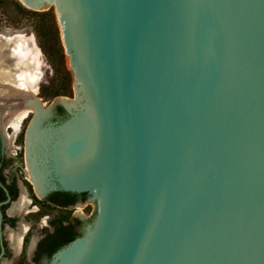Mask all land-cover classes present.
<instances>
[{
    "label": "water",
    "instance_id": "1",
    "mask_svg": "<svg viewBox=\"0 0 264 264\" xmlns=\"http://www.w3.org/2000/svg\"><path fill=\"white\" fill-rule=\"evenodd\" d=\"M22 1L54 3L75 97L28 144L94 204L50 264H264V0Z\"/></svg>",
    "mask_w": 264,
    "mask_h": 264
},
{
    "label": "flooded vegetation",
    "instance_id": "2",
    "mask_svg": "<svg viewBox=\"0 0 264 264\" xmlns=\"http://www.w3.org/2000/svg\"><path fill=\"white\" fill-rule=\"evenodd\" d=\"M15 76L19 78V91L5 83L6 86L0 84V91L6 94L12 87L14 97L21 100L17 106L30 110L17 128L7 122L6 117L11 113L0 119V264H50L52 255L81 236L95 214L82 218L80 205L87 200V193L64 190L59 186L51 188L47 180L42 179L44 146L39 144L30 149L28 131L30 118L38 113L39 106L45 105H42L45 95L41 93L44 86L40 85L41 80L34 78L32 83L36 84V91L31 94L23 88L21 74ZM3 98L7 100L8 96ZM43 116L45 119V113ZM66 116L67 109L57 101L51 110L52 123L56 124ZM44 124L45 120L38 124V130ZM33 160L36 169L29 167ZM30 173L38 180L37 186Z\"/></svg>",
    "mask_w": 264,
    "mask_h": 264
},
{
    "label": "rangeland",
    "instance_id": "3",
    "mask_svg": "<svg viewBox=\"0 0 264 264\" xmlns=\"http://www.w3.org/2000/svg\"><path fill=\"white\" fill-rule=\"evenodd\" d=\"M18 1L22 6H24L27 9H30L23 5L20 0ZM54 11L56 22L58 25L59 30V38L60 42L62 44L64 55H65V62L66 66L70 72V85H71V93L70 95H58L55 97L50 96H44L42 97V105L43 110L49 107L57 98L64 97L70 100H74V87H73V78H72V70L70 69L68 62H67V54L66 49L64 47V43L62 40V34L59 26V22L57 19L56 11L54 3L50 4ZM33 10V9H31ZM35 22L36 19L32 15L28 13H21L16 8V4L14 0H0V37H9L18 35L21 37L22 40H29L32 42L33 50L32 53H34L33 57H35L38 60V64L33 63V73L36 74L37 79L41 80L40 85L41 86H47L54 78V72L50 65V62L48 61L46 55L44 54L43 50L40 47L38 38L35 33ZM34 51V52H33ZM8 91L5 94L3 91H0V119H3V117L9 113L14 112L15 110L23 109V106H17L21 103V100H19L15 93ZM13 93V94H12ZM9 94V95H8ZM3 96H8L5 100ZM10 96V97H9ZM41 97V95H38ZM37 112L32 115L30 118L32 119L36 116ZM8 118V117H6ZM5 120V119H4ZM81 211H82V218H87L91 216L94 212V204L92 202H86L83 205H80Z\"/></svg>",
    "mask_w": 264,
    "mask_h": 264
},
{
    "label": "trees",
    "instance_id": "4",
    "mask_svg": "<svg viewBox=\"0 0 264 264\" xmlns=\"http://www.w3.org/2000/svg\"><path fill=\"white\" fill-rule=\"evenodd\" d=\"M16 8L21 13H28L35 17V33L41 49L46 55L54 72V78L49 85L42 87V94L54 97L56 95H70L71 77L66 66L65 55L59 38V30L52 8L42 11L27 9L18 1Z\"/></svg>",
    "mask_w": 264,
    "mask_h": 264
},
{
    "label": "bare ground",
    "instance_id": "5",
    "mask_svg": "<svg viewBox=\"0 0 264 264\" xmlns=\"http://www.w3.org/2000/svg\"><path fill=\"white\" fill-rule=\"evenodd\" d=\"M20 1L23 3L22 0ZM33 48L34 47L31 41L22 40L21 37H19L18 35L9 36V37H0V84L5 83L6 85L7 84L12 85L13 88L15 87L18 89L19 78L16 79L15 75L19 73L22 76L21 78H23L22 80H24L23 88H25L27 92H30L31 94L35 93L36 84L34 85V83L32 82L33 80L35 81L37 76L36 74L33 73V63H36L37 65L38 60L35 57H33L34 56L33 55L34 53H32ZM20 83H21V79H20ZM11 89L12 87L8 91H11ZM29 110L30 109L26 108L20 111L16 110L12 112L11 114H9L7 118V122L12 124L14 127H16L17 124L20 122V120L24 116H26Z\"/></svg>",
    "mask_w": 264,
    "mask_h": 264
}]
</instances>
